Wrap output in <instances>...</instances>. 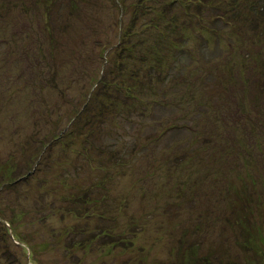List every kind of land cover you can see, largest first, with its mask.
I'll return each instance as SVG.
<instances>
[{
  "label": "rangeland",
  "instance_id": "obj_1",
  "mask_svg": "<svg viewBox=\"0 0 264 264\" xmlns=\"http://www.w3.org/2000/svg\"><path fill=\"white\" fill-rule=\"evenodd\" d=\"M217 3L0 0V264H264V11ZM123 56L166 103L92 120Z\"/></svg>",
  "mask_w": 264,
  "mask_h": 264
},
{
  "label": "trees",
  "instance_id": "obj_2",
  "mask_svg": "<svg viewBox=\"0 0 264 264\" xmlns=\"http://www.w3.org/2000/svg\"><path fill=\"white\" fill-rule=\"evenodd\" d=\"M222 4H226V6H231L233 8L232 11L237 12V10L239 9L238 13L236 15H239V13H246L247 11L249 12H258L260 10L264 11V0H232L231 2H225L223 0H189V3H215L218 4L217 2H220ZM246 2L248 4L247 10H240L242 6V3ZM240 5V6H239ZM220 6V5H219ZM238 6L240 8H238ZM253 14V13H252ZM126 34V32H122V34ZM125 44V43H124ZM124 47V46H121ZM126 60H128L127 57H125ZM124 56H123V62L121 63V67L119 64H117L118 69H117V74H119L118 72H120V77L123 79V81H118L117 79H114L112 81V79H109V74L106 75L104 72L102 73V75L100 76V78L96 79L95 81V85L94 88L89 91L88 95V99L86 102V107H89L91 105H93L92 103H95L97 100L102 99V102L97 103L96 105H94V107L90 108L91 109V116H92V120L95 117V115L93 114V110H96L98 113L102 114H106V113H111V112H118L119 114L121 112H119V110L121 109V107L126 106V111H132L135 110L138 107V104H142L141 101H139L138 96L133 92L134 90L138 89L140 90L139 96H147V95H151L152 97L156 98L153 101H151V103H149L150 105L152 104H157V105H163L166 103V101L164 100V98H167V87L163 89L162 92H159L157 90V88L152 85L151 87L146 85V82L142 80V78L140 76L137 75L136 72H129V73H125L123 72L124 70ZM160 78L157 79V81H161V80H166L167 77L166 75H161L160 74ZM156 81V83H157ZM163 81V82H164ZM172 86V85H171ZM176 86V85H175ZM174 87V86H172ZM150 91V93H146V91ZM163 95V96H161ZM159 98H162L161 100H159ZM160 102V103H159ZM164 102V103H163ZM89 110V109H88ZM126 118H128L126 116ZM172 127V126H171ZM15 163V161H14ZM24 169V168H22ZM25 170V169H24ZM16 171V170H15ZM14 171V172H15ZM20 176L23 177V180H28L29 177L33 174L32 170H29V172H27V174ZM25 176V177H24ZM22 179V178H21ZM7 180V178H6ZM11 181L7 180V183L4 182V180L0 181V193L7 190L5 189L6 187H11ZM77 201H84L83 197H79L77 198ZM94 200H88V204H92L95 203L93 202ZM1 202V201H0ZM85 202V201H84ZM14 210L12 211L11 206L7 205V206H3L0 203V217H4L6 216V214H14ZM22 215H25L27 213L26 209H22L20 212ZM94 213V211H93ZM102 217L103 216H98L97 214H93V215H86L85 219L88 218H92V217ZM14 217V216H13ZM22 216L20 215L19 218H21ZM15 220V218H14ZM2 229L0 231V234L3 237V240H5L6 238V231L3 233V227L6 226L4 225L5 223H2ZM8 224L9 227H13V218L8 219ZM72 229V228H71ZM81 229V234L84 236V238L81 240L80 245L83 247L84 244H92L95 243L94 242V238H96V236L99 237H103V236H109L108 231H105L103 229V231L99 232V234L95 231V230H91V232L88 230V228L86 226L84 227H80ZM77 231H71L68 232L67 234L71 235V234H76ZM76 236V235H75ZM93 240V242H92ZM85 241V243H84ZM121 242H126V237H122ZM1 248V247H0Z\"/></svg>",
  "mask_w": 264,
  "mask_h": 264
}]
</instances>
